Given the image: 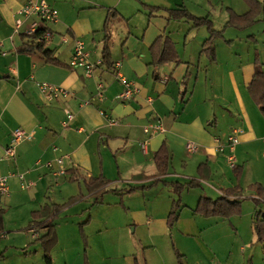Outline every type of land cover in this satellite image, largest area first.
<instances>
[{"label":"crops","instance_id":"0c3cea01","mask_svg":"<svg viewBox=\"0 0 264 264\" xmlns=\"http://www.w3.org/2000/svg\"><path fill=\"white\" fill-rule=\"evenodd\" d=\"M30 1H45L58 11L59 20L47 26L54 38L43 51L32 48L20 53L32 42L25 31L39 21L18 14ZM125 1L0 0V174H13L1 210L5 213L4 231L10 215L22 210L28 216V223L22 227L28 246L39 244L42 248L41 240L27 238L32 213L63 205L81 193L85 195L81 203L91 201L95 196L88 195L86 183L102 176L109 184L99 196L100 202L94 201L90 207L99 209L101 218L86 220L85 213L80 220L72 218L69 213L77 203L65 209L55 223L58 243L52 251L53 264L86 263L80 226L87 221L88 264H264V244L257 241L253 223L244 235L245 226L231 222L225 235L219 220L194 213L200 198L208 197L204 185L185 189L181 195L173 187L198 178L202 164L211 171L208 181L218 190V198L237 185L248 187L245 172L254 174L259 169L257 174L264 176V112L249 93L256 54L264 68V15L241 31L225 26L231 13L244 16L250 11L243 0ZM133 1L140 6L136 13L128 10ZM148 8L160 10L150 12ZM182 8L196 18H209L214 30L222 32L214 40L211 55L204 47L210 38L207 28L172 20L170 11ZM111 14L114 17L110 19ZM18 19H22V27L16 33ZM106 35L112 68L103 63ZM62 36L69 38L68 44L61 42ZM159 38L173 43L177 61L152 64L151 48ZM75 40L85 43L91 61L98 65L92 78L70 67ZM45 51L63 66L47 63ZM118 74L138 86L140 94L129 101L120 99L123 86ZM99 82L105 85L102 100L98 98ZM39 83L66 88L74 95L48 103ZM66 110L74 119L63 128ZM106 116L116 124L110 125ZM157 121L162 122L164 131L146 134L145 128ZM17 128L33 134V138L21 144L11 159L5 156V149ZM234 130L240 131L234 151L239 181L230 168L228 153L213 150L216 140L226 143ZM143 142H147L145 152ZM188 142L198 144L200 151L189 154ZM164 143L171 163L167 175L156 182L154 156ZM57 158H64L66 169L77 171L83 178L80 183L71 181V175H55L56 170L46 167ZM255 183L264 187V181ZM76 184L78 192L68 189ZM241 189L243 198L255 196ZM56 192L59 194L54 195ZM65 192L64 201H55ZM179 198V219L170 232L168 216ZM241 203L243 210L248 207L253 212L252 198ZM209 221L216 224L208 226ZM40 231L43 237L45 231ZM3 234L0 238L6 240ZM175 249L182 256L181 262ZM42 251L43 258L36 264H45Z\"/></svg>","mask_w":264,"mask_h":264},{"label":"trees","instance_id":"16d2710c","mask_svg":"<svg viewBox=\"0 0 264 264\" xmlns=\"http://www.w3.org/2000/svg\"><path fill=\"white\" fill-rule=\"evenodd\" d=\"M250 11L244 16H237L234 13H231L230 20L225 26L226 28L232 27L237 30H246L247 28L253 26L259 21V17L264 15V3H261L259 0H243ZM150 12L159 11V8H148ZM151 14V13H150ZM170 15L172 20H186L188 22L193 23L194 28L206 27L210 33L209 40L206 41L204 47L206 48L205 53H209L210 55L214 52L212 46L214 40L222 35V32H217L213 28L212 22L209 18H196L191 15L186 9H177L171 10ZM108 20L105 23V29H107ZM44 44L35 45L31 42L28 46H23L20 50V53L29 52L33 49H38L43 51ZM33 48V49H32ZM152 53V64L155 66H162L174 61H177V54L174 50V45L168 39L159 38L151 48ZM44 56L46 58L47 63L63 66L57 59H54L50 52L45 51ZM103 63L109 67H113L110 46H109V36L105 37V45L103 49ZM186 85L185 81L183 82ZM249 93L252 99L256 102L258 107L262 112H264V68L261 62L259 54L255 56V76L253 81L249 87ZM171 155L166 143H164L161 149L154 156V163L156 166V174L155 178L157 181H161L162 177H165L168 173ZM237 173V180L239 181L241 178L240 173L238 172L237 166L233 169ZM198 178L191 179L190 183L186 185L174 184V190L178 195H181L182 191L187 189L201 188L205 181H208L211 177V171L207 164H202L198 167L197 170ZM77 171L73 169L67 170V175H71V181L74 179L75 182H81L83 179L81 176H77ZM109 181L104 177L98 178H90L86 183L87 193L90 196L99 197L101 196L107 189ZM251 190L254 191L255 196L251 197L257 206L264 205V187L261 184H256L250 187ZM249 188V189H250ZM85 199L84 194H79L78 196L72 197L63 205H54L52 207L46 206L42 210L32 213V221L27 228L35 227L40 230L45 231V235L41 239L42 248L44 250V261L45 264H53V258L51 255L52 250L56 247L58 243V235L56 230V221L61 213L71 207L72 205L82 201ZM242 189L240 185H237L233 189H228L222 192V196L218 199L214 200L205 195H203L194 211L196 215H200L204 218H224L230 219L232 217L238 216L242 214ZM181 199L179 198L177 201H174L172 204L171 211L168 216V228L170 232L174 229L178 219H179V210L181 209ZM4 212L0 211V235L4 232L3 225V216ZM85 224L80 226V234L82 237V241L84 244V255H85V264H88L87 260V251L89 248L88 238L85 234ZM254 232L257 237V241L261 244H264V215L261 211L257 212L256 220L253 223ZM176 250V249H175ZM176 255L178 260L181 262L182 256L177 252ZM0 257H4L2 253Z\"/></svg>","mask_w":264,"mask_h":264},{"label":"built area","instance_id":"2783aa9c","mask_svg":"<svg viewBox=\"0 0 264 264\" xmlns=\"http://www.w3.org/2000/svg\"><path fill=\"white\" fill-rule=\"evenodd\" d=\"M20 16L31 17L34 16L38 18V22H34L30 27L25 31L26 37H28L32 43L36 46L41 44H46L53 40L54 34L49 31L48 25L57 23L59 20L58 11L52 8L45 1H30L27 2L18 12ZM22 27V19L16 21L15 32L18 33ZM61 42L63 44L69 43V38L67 36L61 37ZM97 64L91 61V54L87 51L86 45L83 41L75 40L74 41V51L70 61V67L75 70H81L84 72L86 78H92L96 72ZM117 67H120L117 65ZM120 83L123 86V91L120 94V99L123 101H129L140 94V88L134 83L127 80L121 74H118ZM38 88L44 100L46 102H54L59 100H67L71 98L74 94L68 89L55 86L49 83H39ZM105 85L103 82L98 83V98L103 99V90ZM151 102V100H149ZM66 120L62 122L63 128H68L70 122L74 119V115L68 110L65 111ZM105 115V114H104ZM107 121L110 125H115L116 120L108 116ZM163 125L161 121L149 125L145 128V133H161L163 132ZM239 130H234L228 136L226 143L216 140V147H214L215 153L227 154L228 162L230 168L234 169L236 167V157L234 151L236 146L239 144ZM33 138V134L26 132L22 128H17L12 132L11 144L5 149V156L8 158L16 157L17 148L24 142L30 141ZM147 142L141 144V149L143 152L146 151ZM186 150L189 154H195L200 151V146L193 142H188ZM48 169L56 170L55 175H65L67 174L64 158H57L55 161L48 162L46 164ZM13 177V174L2 175L0 174V211L2 210L3 201L9 196V179ZM33 183H29L28 186H33ZM27 238L31 241L38 242L42 239V233L38 228L30 227L26 230ZM2 237L4 234L1 235Z\"/></svg>","mask_w":264,"mask_h":264},{"label":"rangeland","instance_id":"374dc122","mask_svg":"<svg viewBox=\"0 0 264 264\" xmlns=\"http://www.w3.org/2000/svg\"><path fill=\"white\" fill-rule=\"evenodd\" d=\"M125 2H128L129 4H131L130 0L125 1ZM139 9H140V6L138 7V5H136V1H133V6L131 5L128 8L129 12H131V13H133V12L136 13V11H138ZM110 11H112V13L116 14V10H110ZM113 17H114L113 14H111L110 19ZM176 24L178 25V23H176ZM204 28H206V27H204ZM182 40H184V39H182ZM263 161H264V159H263ZM259 171H260L259 169L254 170V174L250 171L247 173L245 172L244 182H249L250 185L248 187H244L241 184V188H243L244 190H248V191H246V193H248L250 191H251V193H254V191L251 190L250 187L253 185H256V184H260V183H255V182H258L259 180L262 182L264 181V176L261 178L257 174V172H259ZM233 172H234L235 178L237 179V177H236L237 173L235 171H233ZM233 172H232V174H233ZM238 172H240V169L238 170ZM234 175H233V177H234ZM262 175H264V171H263ZM203 185H204V187H206V189L203 191L208 194V197L210 196L214 199L218 198L217 196H215L216 195L215 192H218V190L216 189L215 186L212 185V183H209V181H205ZM68 189L70 191H73V189H74V191L76 189V192L79 191V187L77 184L73 185L71 187H68ZM29 192L32 193L34 191L32 189H29ZM56 194H59V193L56 192L54 195H56ZM66 195H67L66 192L63 193L62 195L56 197L55 201H57V202L58 201H64L63 199H65ZM250 199H251L250 197L245 196L243 200H250ZM100 200H101L100 197L99 198L94 197V198H92L91 201H89L87 203H81L83 201H80L70 211L69 215L72 218H76L77 220H80L79 216L85 213V215L83 217L84 218L86 217V220L91 219L92 217H94L95 219H99V218H101L100 210L97 208L92 209L90 207L93 205L94 201L100 202ZM244 202L245 201H243V203ZM254 204L255 205H254V209H253L252 213H251V210H249L247 207L242 211V214L230 218L231 219L230 221L225 220L224 218H218V217H216L212 220H219L218 222H220L222 224L225 235H227V231L229 230L228 226L232 225L231 222H234L236 224L240 223L242 226H245L244 229L246 232L242 231V234L246 235L249 232L248 231L249 225L254 223L256 220L257 212L261 211L262 214L264 215V205L257 206L255 202H254ZM88 208H90V210ZM27 218H28L27 214L24 213L22 210L14 211L13 216L10 215V218L8 219V225L5 227V231H4V233L7 236L6 237L7 239L5 240V238L4 239L0 238V255H1V253L4 252V257H5V260H3L2 257H0V264H2L3 261H6L7 264H36L38 262V260L43 258V255H42L43 249L41 248V246L39 244H37V245L33 244V245L28 246L29 241H27L25 239L24 235L22 234V231H23L22 227L28 223ZM208 219H210V218H208ZM215 224H216V222H214V221L208 222V226L215 225ZM171 235H172L171 236V238H172L173 234L171 233ZM184 247H185V249L189 250L188 243H185ZM178 249H180V248H178ZM51 255H52V252H51Z\"/></svg>","mask_w":264,"mask_h":264}]
</instances>
